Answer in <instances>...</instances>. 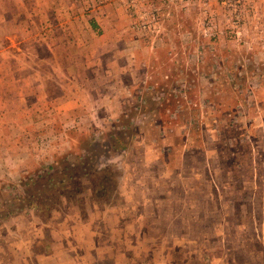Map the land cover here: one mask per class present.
<instances>
[{
  "label": "rangeland",
  "instance_id": "374dc122",
  "mask_svg": "<svg viewBox=\"0 0 264 264\" xmlns=\"http://www.w3.org/2000/svg\"><path fill=\"white\" fill-rule=\"evenodd\" d=\"M1 13L0 51L22 71L0 93V264H71L72 210L125 195L151 248L133 264H162L161 248L173 264H264V0H0ZM124 133L107 181L57 179Z\"/></svg>",
  "mask_w": 264,
  "mask_h": 264
},
{
  "label": "crops",
  "instance_id": "0c3cea01",
  "mask_svg": "<svg viewBox=\"0 0 264 264\" xmlns=\"http://www.w3.org/2000/svg\"><path fill=\"white\" fill-rule=\"evenodd\" d=\"M9 19L5 14H0L1 35L8 38V41L12 39L8 36L11 29ZM6 45H8V42ZM6 45H4L5 47L0 51V93L5 88V91L7 92L4 94L15 91V89L10 87L11 82L17 83V89H19L18 85L20 82L17 76L20 71H22V65L20 64L22 54L20 55V53H16L15 50L12 51ZM48 46V50L51 54L54 53L56 48L62 47L65 51L69 50V45L67 43L62 45L59 44L57 40L52 39L48 42ZM13 74H16V76L13 77ZM162 128L163 126H161V129ZM122 162L123 160H121L119 164ZM111 199H113V197ZM126 200L127 197L125 195V205L120 207L116 206L115 203L104 208L92 204V206H89L88 210H86L88 212L87 215H82L81 211H78L77 208L72 210L74 214L71 219V227L76 230L79 228L81 233L78 236L74 232L75 240L72 241L74 243L76 241L78 242L79 248L76 246L78 253L74 252L70 247L65 249L68 259L72 261L71 264H104L103 261L106 257L112 259L111 264H116L120 260H122L121 264H133L135 257H147L149 249L151 248L147 245L148 248L146 250H141L139 246L150 241L147 238L148 236L144 238L142 234L144 226H147L148 224L145 221L144 216L140 218L137 217L133 220L129 219L128 213L133 211V209L131 206L126 205ZM98 214L101 216H98ZM95 215L97 216L95 217ZM73 231L74 230L70 231L67 239H71ZM160 241L167 243L170 242L169 239H161ZM70 245L73 244L71 243ZM54 246L56 247V250L53 249ZM50 249L51 251L49 254L44 255V257L47 259H60L59 252L64 250L62 243L57 242L56 244L54 242ZM166 249L170 248L167 246ZM161 250L163 255H160L159 258L162 261V264H173L170 260L167 263L168 256L166 258L164 256L167 250L166 252H164L165 250H163V248H161Z\"/></svg>",
  "mask_w": 264,
  "mask_h": 264
},
{
  "label": "trees",
  "instance_id": "16d2710c",
  "mask_svg": "<svg viewBox=\"0 0 264 264\" xmlns=\"http://www.w3.org/2000/svg\"><path fill=\"white\" fill-rule=\"evenodd\" d=\"M115 137H110V140H113V142L108 143L106 146L107 148H109V150L105 151V152H101L99 151L97 148L92 149V156H91V161L87 162L83 168H81L80 170H72L71 173L67 176H65V179H59L57 178L60 183L69 185V187L67 189H69L71 186H76L77 184H73V182H78L81 181L82 179L87 180V181H92L93 177H95V174H99V173H104L103 176H96V183L98 182V180L105 182L108 180V176H106V172L109 171V169L120 163L121 160H123V158L126 155V150L128 148V143L126 142L125 139H123V137L125 136L126 138H130L131 136L128 135L126 136V134H116L114 135ZM107 140H102V142H97L95 143V145L92 147H100L102 146V143L106 142ZM118 153L117 156H113V154ZM111 156H113L111 158ZM110 157V158H109ZM115 157V158H114ZM56 179V180H57ZM53 178L49 179L48 181H52ZM57 181V182H59ZM77 187V186H76ZM92 189V193L90 194L94 199H101L102 198V190L104 188L100 187V186H95L94 188H90ZM95 189V190H93ZM102 189V190H101ZM105 190V189H104ZM78 192L77 194H81L78 191V188L76 189L75 193ZM104 192V191H103ZM40 205L43 204H38L36 203L35 200H28L27 201V207L30 209H38L40 208ZM18 210L21 208H17ZM41 210V209H40ZM11 213V212H8ZM7 215H0V219L5 218Z\"/></svg>",
  "mask_w": 264,
  "mask_h": 264
},
{
  "label": "built area",
  "instance_id": "2783aa9c",
  "mask_svg": "<svg viewBox=\"0 0 264 264\" xmlns=\"http://www.w3.org/2000/svg\"><path fill=\"white\" fill-rule=\"evenodd\" d=\"M146 28L147 26L145 24H141V27L139 25L137 26V29H146Z\"/></svg>",
  "mask_w": 264,
  "mask_h": 264
}]
</instances>
